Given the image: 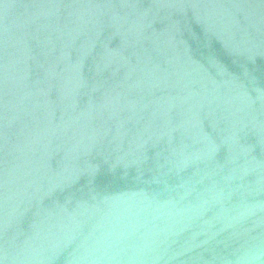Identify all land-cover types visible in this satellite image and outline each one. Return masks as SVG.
Listing matches in <instances>:
<instances>
[{
  "label": "water",
  "instance_id": "95a60500",
  "mask_svg": "<svg viewBox=\"0 0 264 264\" xmlns=\"http://www.w3.org/2000/svg\"><path fill=\"white\" fill-rule=\"evenodd\" d=\"M0 264H264V0H0Z\"/></svg>",
  "mask_w": 264,
  "mask_h": 264
}]
</instances>
